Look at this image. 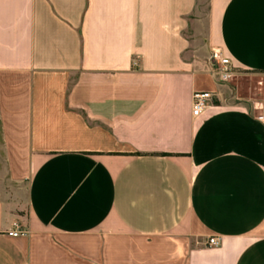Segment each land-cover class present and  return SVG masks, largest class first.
Returning a JSON list of instances; mask_svg holds the SVG:
<instances>
[{"label": "crops", "instance_id": "crops-1", "mask_svg": "<svg viewBox=\"0 0 264 264\" xmlns=\"http://www.w3.org/2000/svg\"><path fill=\"white\" fill-rule=\"evenodd\" d=\"M261 114L264 0H0V264H264Z\"/></svg>", "mask_w": 264, "mask_h": 264}, {"label": "built area", "instance_id": "built-area-1", "mask_svg": "<svg viewBox=\"0 0 264 264\" xmlns=\"http://www.w3.org/2000/svg\"><path fill=\"white\" fill-rule=\"evenodd\" d=\"M212 61L214 63L213 75L220 81H228L236 70L230 60L225 57L219 49L213 50ZM212 98V93L208 91H194L192 94V115L197 116L209 104ZM258 119L264 123V114L258 116ZM10 236L25 234V231L20 229L18 223H13V229L7 232ZM220 241L217 237H210L208 245L217 246Z\"/></svg>", "mask_w": 264, "mask_h": 264}]
</instances>
